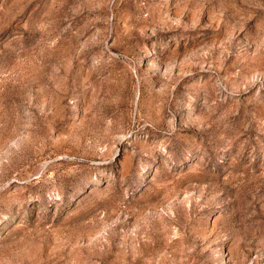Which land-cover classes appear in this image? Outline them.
I'll list each match as a JSON object with an SVG mask.
<instances>
[{"label":"rangeland","instance_id":"1","mask_svg":"<svg viewBox=\"0 0 264 264\" xmlns=\"http://www.w3.org/2000/svg\"><path fill=\"white\" fill-rule=\"evenodd\" d=\"M0 264H264V0H0Z\"/></svg>","mask_w":264,"mask_h":264}]
</instances>
